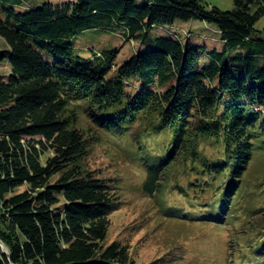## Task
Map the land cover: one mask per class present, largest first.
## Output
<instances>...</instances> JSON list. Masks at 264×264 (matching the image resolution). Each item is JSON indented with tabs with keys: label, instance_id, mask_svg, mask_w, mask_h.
<instances>
[{
	"label": "trees",
	"instance_id": "obj_1",
	"mask_svg": "<svg viewBox=\"0 0 264 264\" xmlns=\"http://www.w3.org/2000/svg\"><path fill=\"white\" fill-rule=\"evenodd\" d=\"M23 1L0 0L9 45L0 69H11L0 75V264H135L128 245L106 243L123 186L86 160L137 123L168 137L159 153L135 146L143 189L162 197L164 215L214 225L236 218L245 174L264 154V0H234L232 10L201 0H65L18 10ZM178 19L216 25L223 46L150 33ZM97 28L147 37L151 48L110 77L119 50L85 57L74 42ZM168 184L189 208L165 199ZM253 247L248 262L264 264V230Z\"/></svg>",
	"mask_w": 264,
	"mask_h": 264
},
{
	"label": "rangeland",
	"instance_id": "obj_2",
	"mask_svg": "<svg viewBox=\"0 0 264 264\" xmlns=\"http://www.w3.org/2000/svg\"><path fill=\"white\" fill-rule=\"evenodd\" d=\"M48 1L57 3L65 0H25L16 7L25 11L41 7ZM201 1L208 8L217 6L232 10L235 6L234 0ZM0 11H3L2 6ZM257 28H264V17L257 23ZM150 33L184 43L190 41L206 45L209 49L221 48L224 44L217 26L202 20L178 19L173 25L155 26ZM74 42L78 52L85 57L90 56L92 49L119 50L117 65L109 72L110 77L133 55L151 48L147 37L127 39L119 33L99 28L79 34ZM8 48V43L0 35V49ZM10 73V66L5 63L0 75L8 76ZM136 84L139 86L141 81L133 79L132 85ZM82 123L89 124L86 114L82 115ZM126 133L119 139L107 137L95 145L86 160L90 169L102 177L118 178L123 186L120 190L122 207L111 216L106 243L117 241L128 245L135 264H251L248 256L264 230V154L254 159L245 174L242 181L246 182L245 188L238 201L236 218L218 225L187 221L164 215L160 206L162 197L150 196L143 189L147 171L135 153V146L140 140L142 144L153 147L150 154L159 153V146L167 142L168 137L165 134L155 136L150 125L145 126L144 123L135 124ZM209 150L212 151L211 148ZM177 171L178 180L186 183L184 173ZM174 180L172 177L169 182ZM175 188L168 184L165 199L173 205L189 208L186 196ZM0 258H3L1 249Z\"/></svg>",
	"mask_w": 264,
	"mask_h": 264
}]
</instances>
